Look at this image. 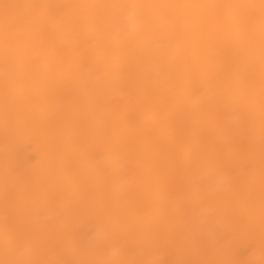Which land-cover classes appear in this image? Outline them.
<instances>
[{
    "label": "bare ground",
    "instance_id": "bare-ground-1",
    "mask_svg": "<svg viewBox=\"0 0 264 264\" xmlns=\"http://www.w3.org/2000/svg\"><path fill=\"white\" fill-rule=\"evenodd\" d=\"M0 264H264V0H0Z\"/></svg>",
    "mask_w": 264,
    "mask_h": 264
}]
</instances>
